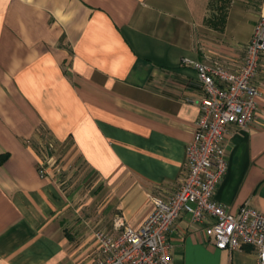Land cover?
<instances>
[{"label":"crops","instance_id":"crops-1","mask_svg":"<svg viewBox=\"0 0 264 264\" xmlns=\"http://www.w3.org/2000/svg\"><path fill=\"white\" fill-rule=\"evenodd\" d=\"M262 17L264 0H0V264H97L98 231L140 229L187 172L204 92L183 60L239 68ZM257 83V124L230 128L214 197L233 214H264V60ZM50 136L103 191L41 173ZM204 227L175 223L173 264H259Z\"/></svg>","mask_w":264,"mask_h":264},{"label":"built area","instance_id":"built-area-1","mask_svg":"<svg viewBox=\"0 0 264 264\" xmlns=\"http://www.w3.org/2000/svg\"><path fill=\"white\" fill-rule=\"evenodd\" d=\"M264 60V17L255 26L246 46L243 64L230 70L222 63L183 64L197 74L204 95L193 141L187 147V172L182 185L168 201L153 198L154 212L140 229L129 227L122 217L112 236L96 233L102 258L97 264H173L168 235L185 214L203 224L211 244L219 250L252 247L264 264V214L245 205L237 214L214 199L228 169L227 136L230 128L247 130L257 124L260 87L257 83ZM41 173L45 174L41 167Z\"/></svg>","mask_w":264,"mask_h":264},{"label":"rangeland","instance_id":"rangeland-1","mask_svg":"<svg viewBox=\"0 0 264 264\" xmlns=\"http://www.w3.org/2000/svg\"><path fill=\"white\" fill-rule=\"evenodd\" d=\"M45 133L46 130H43L41 135L44 136ZM50 137L43 140L38 146L43 171L55 176L59 182H65L66 185H72L73 182H80V184L85 182L87 185L94 184L103 191L104 185L95 176L88 174L83 161L69 143L57 142Z\"/></svg>","mask_w":264,"mask_h":264}]
</instances>
